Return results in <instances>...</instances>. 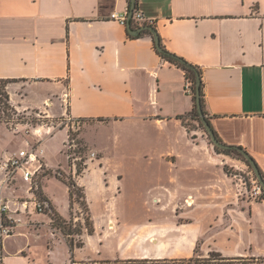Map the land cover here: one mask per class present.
Here are the masks:
<instances>
[{
  "label": "crops",
  "instance_id": "crops-1",
  "mask_svg": "<svg viewBox=\"0 0 264 264\" xmlns=\"http://www.w3.org/2000/svg\"><path fill=\"white\" fill-rule=\"evenodd\" d=\"M128 6L131 0H0V78L18 80L7 85L10 96L14 83L28 84L17 107L90 127L138 125L171 143L175 133L188 144L177 118L193 105L183 70L160 56L150 29L128 28L149 25L163 49L199 68L220 141L244 149L264 174V0H136L133 9L153 23L110 18ZM169 166L175 218L95 217L87 173L91 231L74 218L84 226L81 245L71 247L52 228V208L63 217L69 211L42 192L51 209L20 215L23 223L4 241L3 264H264V201L249 198L209 157L178 154ZM21 183L5 195L26 196ZM114 207L105 198L103 209Z\"/></svg>",
  "mask_w": 264,
  "mask_h": 264
},
{
  "label": "rangeland",
  "instance_id": "rangeland-1",
  "mask_svg": "<svg viewBox=\"0 0 264 264\" xmlns=\"http://www.w3.org/2000/svg\"><path fill=\"white\" fill-rule=\"evenodd\" d=\"M14 85L11 91L12 98L8 93L9 105L13 110L8 109L6 113L0 110L1 117L10 118L7 122L0 120V150H2L0 152L4 156L24 146L26 140L32 143L49 138L43 142L46 150L43 158L45 160L47 157L50 164L45 161V170L41 173L38 182L41 193L46 194L65 213L69 211L68 216L63 217L55 208H52L50 216L52 228L57 229L60 237L70 245L74 244V240L76 244H81L82 228L85 226L88 229L91 222L85 197L84 203L81 204L82 198L79 196L75 194L72 197L68 196V182L73 180L77 187L83 189L85 187L82 184V178L87 173L89 175L87 174L84 181L91 193L94 216L114 214L117 218L118 214V218L121 219L176 217L178 211L169 207L167 198H169V187H172L174 181L170 179L169 160L174 159L178 154H197L202 155L204 159L209 157L218 169L224 171L235 183L242 184L245 189L251 187V179L256 176L251 165L240 154L217 149L202 121H198L191 114L184 116L183 121L179 119L187 131L188 144H185V141H182L175 133L172 135L177 143H171V138L169 140L168 137H163L155 131L143 130L138 125H115L117 129H121L116 130L115 127L106 125L85 126L83 120L75 119L72 121L74 126L63 125L58 129H51L46 134L45 130L50 125L51 118L36 115L35 113L42 111L40 108L25 110L17 107L26 93L25 87L28 84L21 81ZM47 103L49 101L45 104ZM56 116L55 114L54 118ZM38 130L42 132L41 135L36 132ZM70 139L74 140L76 148L68 149L67 144L71 142ZM91 150L96 151V158L89 157ZM68 153H72V158L78 157L74 160V166L73 159L67 156ZM101 157L105 158L106 166L102 167L104 162H101L102 168L98 167V171L94 172V168H91L92 170L88 172V164L99 161ZM84 161L85 164H82ZM197 175L192 174V176ZM80 176L81 179L78 182ZM21 184L26 189V184L23 182ZM178 184L179 179L177 186ZM83 193L85 195V190ZM247 195L249 196L248 193ZM105 198L108 202H114L117 209L115 207L103 209ZM77 216L82 218L81 221L84 220V226L79 220L77 222L74 220ZM85 222L88 224L86 225ZM66 250V243L61 241L59 251L64 253ZM238 262L242 263L239 260Z\"/></svg>",
  "mask_w": 264,
  "mask_h": 264
},
{
  "label": "built area",
  "instance_id": "built-area-1",
  "mask_svg": "<svg viewBox=\"0 0 264 264\" xmlns=\"http://www.w3.org/2000/svg\"><path fill=\"white\" fill-rule=\"evenodd\" d=\"M129 12V7L126 11L121 13L113 11L110 13V18L115 19L124 25H126L130 19H132V21H147L153 23L152 18H145L139 10L133 9L131 16H129ZM185 89L187 92H191L188 83L185 84ZM67 94L68 93H65L66 96ZM46 105L50 106V102ZM35 114L51 118L49 122L50 125H48V128H46L47 130H45L46 134H48L51 129L55 130L63 125L66 127L71 125L74 126L72 122L74 119L69 116H56V118H54V116L52 117L46 111H38V113ZM69 122H71L70 125ZM71 128L74 129L73 127ZM36 132H39V135L42 134L40 130ZM70 141L71 142L67 144L68 149L76 148L74 140L70 139ZM42 142L43 139L36 140L32 143L26 140L24 146L19 147L0 158V264H3L5 258L4 241L13 235L17 227L23 223L20 215L28 213L30 210L37 213H44L51 209L49 200L41 195L40 183L38 182L39 177L45 170L46 166L43 158L44 151ZM71 155L72 153H68V158L71 157ZM96 156V151H89L90 158H96ZM72 159V162H74L78 157L75 156ZM82 164H85V161L82 162ZM74 165L75 162L73 163V166ZM18 178L26 184L27 187L25 192L27 195L22 197L6 196L4 193L5 190L16 183ZM246 190L249 197H252L254 200L264 201V186L259 182L256 176L251 179V187H246ZM255 264H259V261Z\"/></svg>",
  "mask_w": 264,
  "mask_h": 264
},
{
  "label": "trees",
  "instance_id": "trees-1",
  "mask_svg": "<svg viewBox=\"0 0 264 264\" xmlns=\"http://www.w3.org/2000/svg\"><path fill=\"white\" fill-rule=\"evenodd\" d=\"M131 23H132V19H130L128 21V24H131ZM144 32H147L148 34H152L150 31H144ZM156 51H157V49H156ZM164 51H165L164 53L163 52H159V51H157V52L164 59H166L167 61L173 63L174 65H176L177 67H179V68H181L183 70L184 76H185V79H186V83L189 84L190 89H191V92H188V93H189V95L191 96V99H192V103H193L192 108H191V110L188 113H186L185 115H179V116H177V118L180 119L181 121H183L184 116L191 114L195 118H197L198 121H201L200 116H199L198 111H197V106H196V90H197V74H198L199 78H200L199 79L200 105H201L202 111H203V113H204V115L206 116V119H207V115H206L207 112L205 110V99H204V92H203V83H202V80H201V72H200L199 68L197 66H195V65H192L191 63H188L183 58L178 57L175 54L168 52L165 49H164ZM16 81H18V80L17 79H3V78H0V108H2L0 110L3 113H6L8 109L13 110L10 107V105H9V94H8V91H7L6 87H7L8 83L16 82ZM1 119H3L5 122L10 120V118H4V117L0 116V120ZM215 135H216V133H215ZM216 137H217V135H216ZM218 140H220V139L218 138ZM216 148L220 149L218 147H216ZM220 150H223L224 152H229V151L237 152L238 154H240L244 158V156L236 148L220 149ZM247 163H248V161H247ZM68 188H69L70 197H72L74 194L79 196L80 198H82L81 204H83L84 203V197H85V195L83 193L84 192V188L82 189L81 187L80 188L77 187L76 183L73 180L68 182ZM85 223H86V225L88 224L87 222H85ZM88 231L89 232L91 231V225L88 228ZM77 245L80 246L81 244H77ZM71 247H73V244H71Z\"/></svg>",
  "mask_w": 264,
  "mask_h": 264
},
{
  "label": "water",
  "instance_id": "water-1",
  "mask_svg": "<svg viewBox=\"0 0 264 264\" xmlns=\"http://www.w3.org/2000/svg\"><path fill=\"white\" fill-rule=\"evenodd\" d=\"M135 1L136 0H131V7H130V12H129V16H131L132 14V10L135 6ZM128 28L130 30V32L132 33H137L143 29H150L152 32H153V35H154V39H155V45H156V48L158 49V51L160 52H165L164 49L161 47L160 45V41H159V37H158V34L156 33L155 29L152 27V26H149V25H144V26H141L137 29H131L130 26L128 25ZM199 75L197 74V90H196V106H197V111H198V114L200 116V119L206 129V132L208 133L212 143L214 146L220 148V149H229V148H236L239 150V152L244 156V158L246 159V161H248V163L251 165V167L253 168V171L256 175V178L259 180V182L264 186V177L262 175V173L260 172L257 164L255 163V161L253 160V158L242 148L240 147H237V146H231V145H228V144H225L223 142H221L220 140H218V138L216 137L213 129L211 128L208 120L206 119V116L204 115L203 111H202V108H201V105H200V90H199Z\"/></svg>",
  "mask_w": 264,
  "mask_h": 264
}]
</instances>
